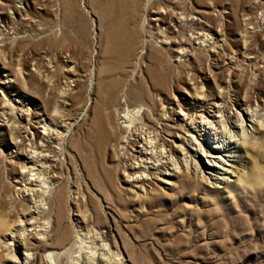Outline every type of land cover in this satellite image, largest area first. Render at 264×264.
Here are the masks:
<instances>
[{"label": "rangeland", "instance_id": "obj_1", "mask_svg": "<svg viewBox=\"0 0 264 264\" xmlns=\"http://www.w3.org/2000/svg\"><path fill=\"white\" fill-rule=\"evenodd\" d=\"M161 1L193 23L179 31L166 15L160 33L168 42H158L148 10L137 7L127 25L137 36L117 54L107 34L120 20L102 17L104 0H0V218L20 232L25 208L34 216L44 208L37 227L42 235L28 239L36 264H52L49 252L60 254L57 264L95 253L115 264H264L260 134L231 143L217 181L179 170L169 184L137 173L133 178L145 176L143 186L123 171L125 149L114 139L101 146L95 138L103 99L111 125L119 128L118 105L128 100L148 125L176 132L182 139L176 144L182 141L203 165L207 157L195 153L203 143L197 124L188 121L192 131H185L173 110L190 109L201 122L200 110L212 109L219 93L230 104L245 88L252 105L264 100V0ZM181 45L183 53L175 52ZM43 119L54 137L43 153L57 159L53 181L45 184L46 194L58 192L51 210L45 200L32 205L28 190L22 192L30 180L18 181L24 147L40 142L45 129L35 121ZM60 194L64 214L58 218Z\"/></svg>", "mask_w": 264, "mask_h": 264}, {"label": "bare ground", "instance_id": "obj_2", "mask_svg": "<svg viewBox=\"0 0 264 264\" xmlns=\"http://www.w3.org/2000/svg\"><path fill=\"white\" fill-rule=\"evenodd\" d=\"M104 1L105 7L102 8V17L107 18L108 16H112V18L115 17L120 20L118 25L114 26L113 29L110 30L107 34L108 42H110L111 44L110 48L117 54H120L119 51H121V49L126 45L131 44L132 41H134V37L137 36V28H134L132 31L127 29V25L130 22L134 21L136 15L135 8L137 7H145L146 10H148V14L151 17L150 22L152 23V26L158 29V42H168L167 36L163 33H160V31L163 30L161 28L162 22L167 19L166 15H169L174 19L173 22L175 23V26L177 27V29H179V31L183 26H185L186 21L190 24L193 23V17L191 15H188V19L183 22L184 17H181L183 15H175V13L169 8V5H162L164 3L161 0H147L146 2L145 0ZM111 2H114L115 5ZM198 28L200 27L198 26ZM194 31V33H196L195 35H199L198 31ZM198 35L195 37L199 38ZM181 42L187 43L188 41L186 42L181 39ZM184 50V47L182 48L181 45L179 46V49H175V52L181 53L182 51L183 53ZM176 55L179 56L178 54ZM160 62L161 59L159 63ZM157 71L158 70H155L154 72L160 74ZM138 96L139 98L142 97L141 99H146V94H141ZM217 98L218 99L215 100L211 105L212 109L204 108L203 112L202 110H200L201 114L198 115L199 118H201V122L196 121V117H194L195 113L190 109L184 110L183 108H179V111L173 110V112L176 114V120L180 121L182 125L187 129L185 131H192L189 130L187 126L188 121H191V124H197L195 128L198 127L197 131L200 132V135L203 136V143L197 142L198 148L196 147L195 153L201 151V156L207 157V161L202 162L203 165L200 164L199 159H196L194 155L190 153L189 150H187V148H184L182 146V141L181 143H178L179 145L176 144V138H179V135L176 132H172L173 130H168V132H166L163 127L160 128L159 125H157V127H151L147 123L150 120L145 122L142 118L136 116V111H133V108H130L132 107V104L128 100H126L125 104L118 105V117L119 119H122V125L119 128L118 126L113 127L111 125L112 123H114L113 115L111 112L105 111L103 106H106L104 104L108 103V99H103V105L99 109L98 115L96 116L95 124H93L95 125V138L97 139V143H99L101 146H105L109 140L114 139L116 140V143L118 145H121V148L125 149V154L123 156H120V159H122L123 161V171L127 173L128 177H131V180L134 182V184L140 183V185H142L144 181L145 176L133 178L137 173H140V175L146 174L147 176L153 174L155 178H159L161 181L169 183V181H171V176L176 175V171L179 172V170H183V172L191 171L201 181L205 180L207 182L208 180L210 181V179H215V181H217L219 177H214L215 172H217L216 168H223V164L221 163L227 161V158L231 156V143L240 139V137L244 139L253 137V132H257L261 135L260 138H264V100H261V102L257 103L256 105H252L250 101L251 97L246 88L244 89V93L242 96L236 97V99L233 101L234 103L231 102L230 104L229 100H225V98H223L220 93L219 95H217ZM151 106L152 105H150L149 107ZM233 106H236V108L235 111L231 114V109H233ZM151 110H153V108ZM145 114L146 113H144V115ZM204 114H206V116H204ZM35 122L38 124L43 123L45 133H41L39 143L36 141H32L29 145L27 143L28 149L27 147H24L25 152L23 151V154L25 155V164L22 165L23 169L18 175V181L19 184H23L25 181L30 180V184L28 185V187H26L27 184L23 185L24 189L22 192L28 190L27 194H30L32 196V205L36 206L37 202L45 200L44 202L50 205L49 208L51 210L52 204L58 198V192H52L49 189V194H46V188H48L49 185L45 186V184L53 181L54 173L52 171L51 162H54L57 159H55L56 157L54 158L55 154L50 155L49 152L43 153L44 150H47L43 147H52V141L50 140L54 137H52L53 133H50V130L48 128L49 126L48 124H46V119ZM58 124L59 123L56 122V125ZM219 127H221V131H217ZM236 128L240 129V133H238L237 130L234 131V129ZM119 129H121V131ZM165 135H169L170 138H167ZM179 140L182 139L179 138ZM193 141L196 142V137L193 138ZM194 142L192 143L191 141L192 144H194ZM178 151L179 153H181L179 156L178 154L176 155V152L178 153ZM221 157H225L226 160H223ZM29 164H32V168L28 166ZM35 166L38 167L34 168ZM26 169L27 172H25ZM204 173L210 174L209 177H206ZM212 174L213 176H211ZM36 182L37 184H39L38 188H29L32 183ZM36 207L39 208L40 205L38 204ZM34 212L35 210H32L29 207L25 208L23 212V216L25 217L24 219L19 220L20 223L27 225L26 227H22L20 232L14 231V229L10 227L8 228V225L4 221V219L0 218V231L3 232V240H1L2 245L0 244V252L4 251V253H0V264H36L34 260V253L31 252L36 248L34 247L32 242L28 241V239L30 237L37 238V234L42 235V233L38 232V230L41 229H37V227H39L40 225V222H38V215L41 213L43 214L44 208L40 209V211H38L37 215L35 216L33 215ZM63 214V197L60 194L57 207V217L61 218ZM28 226L29 228L32 227L31 229L34 231V233H32L33 231H31V229H27ZM27 230H30V232H28ZM65 238L61 239L65 240ZM59 255V253L54 254L53 252H49L48 259L52 264H57L56 261ZM80 255L78 257H71L72 259L67 264L117 263L115 260L110 259L111 256L109 257V259H107V257H104L103 255L94 256L92 254V257L84 256V258L80 257Z\"/></svg>", "mask_w": 264, "mask_h": 264}]
</instances>
